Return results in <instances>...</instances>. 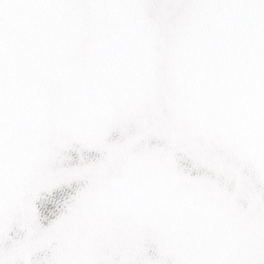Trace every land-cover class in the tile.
Returning <instances> with one entry per match:
<instances>
[{"label":"water","instance_id":"obj_1","mask_svg":"<svg viewBox=\"0 0 264 264\" xmlns=\"http://www.w3.org/2000/svg\"><path fill=\"white\" fill-rule=\"evenodd\" d=\"M0 264H264V0H0Z\"/></svg>","mask_w":264,"mask_h":264}]
</instances>
